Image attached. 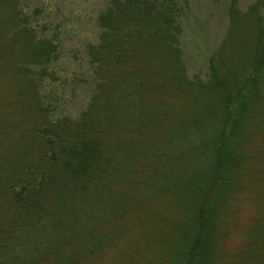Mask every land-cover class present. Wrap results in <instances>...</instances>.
I'll use <instances>...</instances> for the list:
<instances>
[{
	"label": "trees",
	"instance_id": "obj_1",
	"mask_svg": "<svg viewBox=\"0 0 264 264\" xmlns=\"http://www.w3.org/2000/svg\"><path fill=\"white\" fill-rule=\"evenodd\" d=\"M22 4L0 0V264H93L120 245L123 264H228L216 246L240 194L255 183L264 206V0L228 1L206 78L180 46L188 0H108L84 47L91 96L56 118L40 91L58 36ZM256 213L230 264H264Z\"/></svg>",
	"mask_w": 264,
	"mask_h": 264
},
{
	"label": "rangeland",
	"instance_id": "obj_2",
	"mask_svg": "<svg viewBox=\"0 0 264 264\" xmlns=\"http://www.w3.org/2000/svg\"><path fill=\"white\" fill-rule=\"evenodd\" d=\"M107 1L22 0L23 11L30 13L34 9L39 10V22L48 25L50 34L58 36L60 54L47 68L49 75L42 79L40 91L42 100L51 108L53 118L76 116L87 105L93 82L84 47L86 43L96 40L99 32L96 17ZM228 1L188 0L182 17L180 46L190 78L207 76L208 58L226 31ZM253 1L239 0V6L245 9ZM261 198L263 195L255 183L240 194L236 211L230 218L233 220L230 227L233 235L229 241L221 239L216 246L223 252L224 263L231 262L230 251L236 244L240 229L257 214V210H264V206H259ZM120 247L116 251H109L106 257L93 264H123L122 256L126 252Z\"/></svg>",
	"mask_w": 264,
	"mask_h": 264
}]
</instances>
